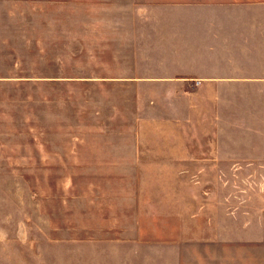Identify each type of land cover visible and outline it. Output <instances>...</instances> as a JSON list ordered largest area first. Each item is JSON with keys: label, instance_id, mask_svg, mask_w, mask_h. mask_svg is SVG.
I'll return each mask as SVG.
<instances>
[{"label": "rangeland", "instance_id": "1", "mask_svg": "<svg viewBox=\"0 0 264 264\" xmlns=\"http://www.w3.org/2000/svg\"><path fill=\"white\" fill-rule=\"evenodd\" d=\"M189 2L0 0V264L185 263L188 234L174 230L187 220L173 217L188 209L157 183L180 171L160 152L264 157V88L139 78L155 71L140 56L157 55L141 40V6ZM256 166L228 173L264 182Z\"/></svg>", "mask_w": 264, "mask_h": 264}, {"label": "crops", "instance_id": "2", "mask_svg": "<svg viewBox=\"0 0 264 264\" xmlns=\"http://www.w3.org/2000/svg\"><path fill=\"white\" fill-rule=\"evenodd\" d=\"M138 16L142 42L149 41L157 50L155 57L140 56L142 72L148 66L155 69L141 80L188 82L200 88H264V0L155 4L141 6ZM164 46L178 50L162 56ZM166 64L177 71L164 76L158 68ZM232 150L176 146L160 152L164 170L176 166L173 170L180 171L170 181H157L176 187L162 196L170 195L188 209L187 219L173 218L187 220V226L180 224L174 232L188 234L184 239L190 256L185 263L171 264H264V253L249 252H264V182L240 175L230 178L228 173L260 168L264 157L255 149Z\"/></svg>", "mask_w": 264, "mask_h": 264}]
</instances>
